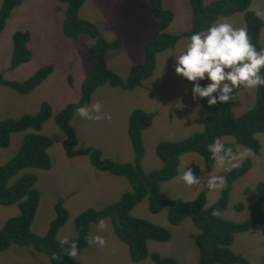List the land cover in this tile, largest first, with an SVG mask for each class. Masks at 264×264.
<instances>
[{"label": "rangeland", "instance_id": "1", "mask_svg": "<svg viewBox=\"0 0 264 264\" xmlns=\"http://www.w3.org/2000/svg\"><path fill=\"white\" fill-rule=\"evenodd\" d=\"M4 0H0V8ZM214 0H205L208 4ZM166 8L174 11V19L167 31L179 33L192 25L190 0H163ZM252 9L264 12V0H253ZM67 3L61 0H22L15 6L0 34V73L6 78L25 80L38 69L51 64L53 71L35 89L21 94L7 86L0 85V121L18 118L26 113H36L41 103L48 101L53 115L43 126L42 132L50 135L54 143L49 149L52 168L49 170L29 168L37 175V187L41 192L40 203L32 223L35 233L44 235L56 217V205L60 199L69 211L66 223L59 228L57 238L78 236L76 217L88 208H103L121 198L132 189L124 176L97 169L88 155L69 157L64 149V131L55 121V115L69 103L81 97L83 80L91 73L92 66L87 51L93 43L91 36L81 34L78 38L65 35L63 24ZM80 17L97 24L109 40L121 38L123 45L107 54L108 65L121 76L127 78L132 66L145 60V48L150 36L158 30L159 19L151 14L149 0H86L80 9ZM264 19V17H263ZM230 22L236 28H246L243 12L220 17L214 24ZM17 31H29V46L33 52L29 62L11 68L13 36ZM264 45V26L261 33ZM190 38L182 37L173 48L157 54V64L153 75L133 90L104 84L92 95L89 107L100 102L102 111L111 114V119L86 120L77 110L72 118V126L78 136V147L95 146L103 156L117 162L134 161V148L129 136V121L135 109L156 112L152 125L143 131L145 156L142 160L146 171L159 169L163 161L158 157L156 146L164 140H180L195 131L203 130L205 107L199 99H193L192 82L177 75L175 58L187 47ZM71 78H70V77ZM72 79V81H71ZM208 83V81H201ZM257 88H241L232 101L237 116L250 110L256 101ZM25 132L15 133L11 144L0 147V165L9 161L21 146ZM263 148L256 154L251 148L239 144L232 136H224L220 141L234 142L236 160L225 158L223 163L215 159L211 171L205 169L202 155L188 152L181 156L180 171L174 178L161 184L164 198H180L193 201L200 193L207 196L206 206L214 204L220 195L221 187L209 189L208 178L212 175L225 177L246 158H251L252 168L233 184L228 207L223 212L227 219L245 220L251 206L258 198L256 190L260 181L264 182V132L259 133ZM201 168L198 185H187L183 173L191 166ZM242 205V210L238 206ZM20 213L18 203L0 204V231L7 220ZM135 216L168 227L172 232L169 241H149V250L175 257L179 264H198L199 251L195 238L199 232L191 218L178 225L172 224L167 216V208L159 213L150 210L146 197L132 210ZM104 230L99 223L92 225V236L105 241L100 249L95 245L78 248L76 259L80 264H154L148 257L139 262L133 261L129 248L115 233L111 218L103 220ZM233 249L242 253L252 264H264V224L248 232L235 236ZM0 264H53L42 252H32V247L11 246L0 251Z\"/></svg>", "mask_w": 264, "mask_h": 264}, {"label": "trees", "instance_id": "2", "mask_svg": "<svg viewBox=\"0 0 264 264\" xmlns=\"http://www.w3.org/2000/svg\"><path fill=\"white\" fill-rule=\"evenodd\" d=\"M61 1L67 3L63 24L65 35L75 39L81 34H87L93 40L87 51L92 70L82 82L80 99L69 103L55 115L56 123L66 135L63 141L65 152L69 157L88 155L97 169L127 177L132 185V189L123 193L116 202L100 209L88 208L80 213L76 217L78 236L69 238L70 242L75 241L78 248L89 246L87 237L91 234L92 225L111 218L116 235L128 246L133 261L139 262L150 257L154 264H179L177 259L171 255L149 250L150 240L169 241L172 232L168 227L132 213L135 206L148 197L150 210L159 213L167 208V216L172 224L178 225L187 218L192 219L199 230L195 238L199 251L198 264H252L244 254L237 253L232 246L237 233L248 232L264 224V182L260 181L257 184L258 198L251 206L250 214L245 220L235 221L223 216L229 204L234 182L252 168L251 158H246L226 174L225 184L221 188L219 198L211 206H206L205 192L200 193L193 201L164 198L161 194V184L179 174L181 156L188 152L202 155L205 169L211 171L216 158L213 157L208 146L213 144L217 138L221 140L224 136H232L237 143L259 154L263 148L258 135L264 132V86L257 88L254 106L240 116L233 111V100L209 106L208 98H201L206 110L203 130L195 131L180 140L160 141L156 146V152L163 161V165L149 172L142 164L146 152L143 131L152 125L156 112L138 108L131 114L129 136L135 152L132 162H117L105 158L102 150L95 146L78 147V136L71 121L78 108L91 103L93 93L100 86L110 84L125 90H133L153 75L157 64V54L160 51L173 48L182 37L190 38L195 32L206 31L222 16L243 12L252 44L258 51L264 50L261 42L264 19L256 15L257 10L252 9L253 0H214L208 4L205 0H190L192 25L190 29L179 33L167 31L174 19V11L166 8L163 0H149L151 14L159 19V27L147 41L145 60L134 64L127 78L111 69L107 60L109 51L123 45L122 39L109 40L97 24L80 17V9L86 0ZM21 2L22 0L3 1L0 8V34L13 8ZM31 37L29 31L15 32L11 68L31 60L33 55L29 46ZM52 71L53 65L48 64L25 80L9 79L0 73V85L26 94L40 85ZM241 88L235 91L234 96ZM52 115V105L44 101L36 113H26L18 118L0 121L1 148H6L11 144L13 134L25 132L17 153L5 164L0 165V204L18 203L20 207L19 215L7 220L0 231V251L8 250L13 245L30 246L32 252L45 253L53 264H80L76 257L68 255L70 244L61 246L60 239L57 238L59 228L66 223L69 217V211L62 199L56 205V217L49 230L44 235H40L32 229L41 192L37 187L36 173L25 172V170L52 168L49 149L54 140L50 135L42 132L44 123ZM223 144L225 148H231L233 154L235 153L236 144L234 142ZM189 168H192L198 177L201 175L199 166L191 165ZM243 208L242 205L238 206L239 210ZM214 212H218V215H214Z\"/></svg>", "mask_w": 264, "mask_h": 264}, {"label": "clouds", "instance_id": "3", "mask_svg": "<svg viewBox=\"0 0 264 264\" xmlns=\"http://www.w3.org/2000/svg\"><path fill=\"white\" fill-rule=\"evenodd\" d=\"M258 17H264V12L257 10ZM175 58V72L189 82H192L193 99L208 98L209 106L217 103H227L235 99L234 93L243 87L255 89L264 86V50L258 51L252 44L247 29L236 28L230 22L216 23L206 31L195 32L190 37L187 47ZM201 81H208L201 84ZM100 102L85 105L77 109L80 117L86 120L111 119V114L102 111ZM209 151L214 158L223 163L225 158L236 160L231 148H225L217 138L209 145ZM238 166L234 164L233 167ZM187 185H198L200 179L192 168H188L182 176ZM225 184L224 177L212 175L208 178L209 189H216ZM218 215V212H214ZM104 222L99 223L104 230ZM88 244L102 249L105 241L99 236L87 237ZM61 246L70 244L68 255L75 258L78 246L65 237L60 240Z\"/></svg>", "mask_w": 264, "mask_h": 264}]
</instances>
